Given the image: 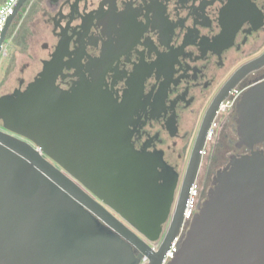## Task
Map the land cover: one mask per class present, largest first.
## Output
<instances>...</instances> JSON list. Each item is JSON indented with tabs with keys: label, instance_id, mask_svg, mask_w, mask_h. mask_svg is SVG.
Segmentation results:
<instances>
[{
	"label": "water",
	"instance_id": "water-1",
	"mask_svg": "<svg viewBox=\"0 0 264 264\" xmlns=\"http://www.w3.org/2000/svg\"><path fill=\"white\" fill-rule=\"evenodd\" d=\"M256 62L226 84L203 121L172 212L179 173L141 156L127 105L101 87L63 94L45 61L25 89L0 97V264H139L145 256L161 264L180 233L207 129ZM236 112L241 142L264 143V81L247 88ZM168 221L155 251L149 241ZM167 264H264V151L231 156L217 171Z\"/></svg>",
	"mask_w": 264,
	"mask_h": 264
},
{
	"label": "flooded vegetation",
	"instance_id": "flooded-vegetation-1",
	"mask_svg": "<svg viewBox=\"0 0 264 264\" xmlns=\"http://www.w3.org/2000/svg\"><path fill=\"white\" fill-rule=\"evenodd\" d=\"M27 2L15 42L24 53L17 87L25 89L53 61L63 94L101 87L127 105L141 156L170 176L179 173L174 203L203 121L226 84L253 61L261 65L239 79L235 104L220 112L221 103L212 120L213 148L201 154L194 180L198 208L231 156L264 151V143L241 142L236 112L247 88L264 81V0H26L22 7ZM14 67L9 63L7 76Z\"/></svg>",
	"mask_w": 264,
	"mask_h": 264
},
{
	"label": "built area",
	"instance_id": "built-area-1",
	"mask_svg": "<svg viewBox=\"0 0 264 264\" xmlns=\"http://www.w3.org/2000/svg\"><path fill=\"white\" fill-rule=\"evenodd\" d=\"M19 1L20 0H5L0 5V58L8 56V49L5 44V39L4 40L2 39V33L4 31L8 18L15 13L16 7ZM237 98H238V90L235 88L230 92L227 98L222 102L219 111L225 112L228 108L232 107L235 104ZM216 127H217V122H213L209 128L205 145L201 151L202 155L206 153L209 144L212 142ZM199 191H200V186L198 182L196 181L193 182L189 190L188 198L186 200V206L184 209V221H183L180 233L172 241L171 246L166 252L164 258L162 259L161 264H167V262L173 257L179 240L181 239L186 229L188 228L190 221L192 220L194 214L197 212L198 204H199ZM174 207H175V203L173 204V209ZM149 244L155 250L156 248L160 247L161 238L156 241H149ZM143 259L147 261V259L145 258Z\"/></svg>",
	"mask_w": 264,
	"mask_h": 264
},
{
	"label": "rangeland",
	"instance_id": "rangeland-1",
	"mask_svg": "<svg viewBox=\"0 0 264 264\" xmlns=\"http://www.w3.org/2000/svg\"><path fill=\"white\" fill-rule=\"evenodd\" d=\"M28 7V4H26L23 8L22 11L19 12V16L24 15ZM17 18L13 21V25L16 23ZM5 44L8 49V56L7 57H1L0 58V97H2L4 94L7 93H13L18 85V76H19V64L24 60V53L17 47H15V42L13 39L10 38V34H8L5 38ZM26 60V59H25ZM30 63H33V60H29ZM11 63L15 67L13 68L14 70L12 71L10 76L6 75V70L7 67ZM21 76H23L21 74ZM26 77L27 82H29L31 74L29 71L25 73L24 75ZM1 123V122H0ZM1 126V124H0ZM213 148L212 142L208 146V152H210ZM205 163H207V159H205ZM207 188H209V184H207ZM169 224V221L167 222L165 226V230L161 235V242L163 240V237L165 235V232L167 230V226ZM159 238V239H160ZM146 260L142 259L139 264H145Z\"/></svg>",
	"mask_w": 264,
	"mask_h": 264
},
{
	"label": "trees",
	"instance_id": "trees-1",
	"mask_svg": "<svg viewBox=\"0 0 264 264\" xmlns=\"http://www.w3.org/2000/svg\"><path fill=\"white\" fill-rule=\"evenodd\" d=\"M5 0H0V5L4 2ZM29 2H27L26 4H28ZM22 8L18 11V13L16 14L14 20L17 18L16 23L13 25V21L10 25V28L8 30V34H10V37L14 40V42H16L18 44H20L19 41V32H20V28H22V26L24 25V23L22 22L24 19V15L19 16V12L22 11Z\"/></svg>",
	"mask_w": 264,
	"mask_h": 264
},
{
	"label": "bare ground",
	"instance_id": "bare-ground-1",
	"mask_svg": "<svg viewBox=\"0 0 264 264\" xmlns=\"http://www.w3.org/2000/svg\"><path fill=\"white\" fill-rule=\"evenodd\" d=\"M160 247L156 248L155 251H158ZM145 259H149L148 256H145Z\"/></svg>",
	"mask_w": 264,
	"mask_h": 264
},
{
	"label": "crops",
	"instance_id": "crops-1",
	"mask_svg": "<svg viewBox=\"0 0 264 264\" xmlns=\"http://www.w3.org/2000/svg\"><path fill=\"white\" fill-rule=\"evenodd\" d=\"M11 38V37H10Z\"/></svg>",
	"mask_w": 264,
	"mask_h": 264
}]
</instances>
